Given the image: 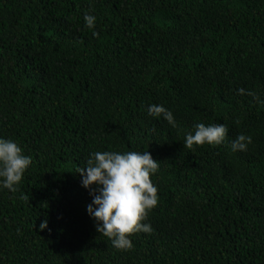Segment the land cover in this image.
Masks as SVG:
<instances>
[{
    "label": "trees",
    "instance_id": "16d2710c",
    "mask_svg": "<svg viewBox=\"0 0 264 264\" xmlns=\"http://www.w3.org/2000/svg\"><path fill=\"white\" fill-rule=\"evenodd\" d=\"M195 123L224 141L185 147ZM0 137L31 157L0 189V264H264V0H0ZM96 151L158 164L128 250L86 212Z\"/></svg>",
    "mask_w": 264,
    "mask_h": 264
},
{
    "label": "clouds",
    "instance_id": "9594fccd",
    "mask_svg": "<svg viewBox=\"0 0 264 264\" xmlns=\"http://www.w3.org/2000/svg\"><path fill=\"white\" fill-rule=\"evenodd\" d=\"M83 19L86 27L94 26V15L85 14ZM237 91L244 93V89ZM147 114L162 117L176 127L172 113L162 105L150 104ZM226 134L223 123H195L194 131L185 133L183 144L187 148L203 144L215 146L224 141ZM250 142V137L238 134L231 142V150L244 151ZM30 164L31 157L23 154L15 141L0 137V189L16 191ZM157 168V161L148 151H96L89 154L86 165L77 171L82 187L88 189L91 196L86 212L96 231L107 237L114 248L128 250L132 247L130 236L133 233L152 232L151 225L145 221L158 202L157 187L150 179ZM46 228L47 221H41L39 229Z\"/></svg>",
    "mask_w": 264,
    "mask_h": 264
}]
</instances>
